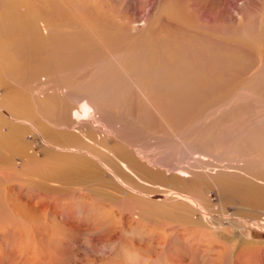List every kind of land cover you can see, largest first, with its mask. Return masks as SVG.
<instances>
[{"label": "rangeland", "instance_id": "rangeland-1", "mask_svg": "<svg viewBox=\"0 0 264 264\" xmlns=\"http://www.w3.org/2000/svg\"><path fill=\"white\" fill-rule=\"evenodd\" d=\"M0 49V264H264V0H0Z\"/></svg>", "mask_w": 264, "mask_h": 264}, {"label": "bare ground", "instance_id": "bare-ground-1", "mask_svg": "<svg viewBox=\"0 0 264 264\" xmlns=\"http://www.w3.org/2000/svg\"><path fill=\"white\" fill-rule=\"evenodd\" d=\"M39 23V22H38ZM49 30V29H48ZM48 30H47V27H45L44 29H43V33L44 34H47L48 33ZM1 50V49H0ZM4 54V52H3V50H1L0 51V57L3 59V55ZM11 59V58H10ZM1 60V59H0ZM4 60V59H3ZM12 60V59H11ZM1 62V61H0ZM4 62V61H3ZM11 63H14V62H11ZM15 64V63H14ZM8 95V94H7ZM7 97V96H6ZM14 98V97H13ZM7 99V98H6ZM9 99V98H8ZM14 100V102H13V104L11 103V104H9V105H7L6 104V106H7V108L10 110V111H15V112H17V113H21V114H23V111H22V108L21 107H19L20 105L21 106H23L24 104H23V102H18L17 101V98H16V100L15 99H13ZM83 100V99H82ZM88 100V99H87ZM20 101V100H19ZM6 102V101H5ZM91 103V102H90ZM90 106H91V104H90ZM89 106V104H87V103H85L84 101L83 102H80V106L79 107H77V109H75L74 110V112H73V118L76 120V121H82L83 119H85V118H88V116L90 117V115H89V113L91 112V110H93L91 107ZM24 107V106H23ZM41 108V107H40ZM94 111V110H93ZM91 114V113H90ZM28 117V116H27ZM16 118V117H15ZM17 119H19V118H17ZM29 119V118H28ZM33 121V120H32ZM6 122H8L7 120H6V118L5 117H2V116H0V146H2V142H3V133L1 132V126H2V124H7ZM34 122V121H33ZM9 123H10V121H9ZM8 123V124H9ZM13 126H10L9 128H10V130L8 131V133L9 134H12V136H14L17 140H19V141H21L23 144H24V147L26 146V148L28 147V144H27V142L23 139V137L25 136V134L28 132V133H30L31 134V137L32 138H36L37 136H36V133H35V131H30V130H28V129H24V128H18V127H16V126H14V124L13 123H11ZM36 125H37V128H38V130H37V132L40 134H42V135H44L43 137L44 138H46L47 139V137L48 138H50V135H49V133H48V130H46V127L44 126V125H42L40 122H36L35 123ZM96 125H99L97 122H96ZM35 128V127H34ZM26 130H28V131H26ZM51 132V131H50ZM52 134V133H51ZM13 138V137H12ZM69 139H70V141H72L71 143V145H74L73 144V142H78V141H76V139H74V138H72V137H69ZM68 139V140H69ZM34 141V140H33ZM75 145H77V144H75ZM99 145V144H98ZM66 147V146H65ZM25 148V149H26ZM27 150V149H26ZM112 153V152H111ZM118 153V152H117ZM26 154V153H25ZM24 154V155H25ZM114 154V153H113ZM119 154V153H118ZM118 154H114V155H118ZM28 155V154H27ZM31 156V155H30ZM30 156H29V159H30ZM124 157V156H123ZM195 157H199V155L197 156H195ZM32 158V157H31ZM35 158V157H34ZM28 162H29V160H28ZM122 164H121V167L127 172V173H130L131 175H133V176H136L137 178H139V179H141V177L137 174V173H135V170H133L131 167H130V165L129 164H127V162H125L124 161V159L123 160H121L120 161ZM68 165V166H67ZM67 165L65 166V167H63V170L62 169H60V171L62 170V173H61V175H60V178L63 180V181H67V180H71V179H73L72 178V173H74V174H76V177H78L79 176V178L81 179H83V178H96L97 177V174H100V172L98 171V169L96 168V166H94V162H91V161H89V160H87V161H84V163H82L81 162V165L79 166V168H76L75 166H72L71 164V166L67 163ZM59 169H57V170H59ZM72 171V172H71ZM59 172V171H58ZM176 172V171H175ZM60 173V172H59ZM102 173V172H101ZM176 174H178V175H180V176H182V177H188L189 175H190V173L188 172V171H185V170H183V169H180V168H178V170H177V172H176ZM121 176L124 178V175L123 174H121ZM58 177V176H57ZM81 179V180H82ZM85 180V179H84ZM144 182V181H143ZM188 210V209H187ZM176 211V210H175ZM189 211V210H188ZM189 215H191V213H190V211L189 212H187ZM193 215V214H192ZM191 215V216H192ZM177 216H180L181 218L183 217V215L182 214H178ZM186 223V222H185ZM189 223H192V220H190V221H187V223L186 224H189ZM202 222L201 221H198V225L200 226V228L203 230V234H205V233H207V234H209V232H210V230L208 229V228H204V224H201ZM194 226L195 225H192V227L194 228ZM186 228H189V227H186ZM185 228V229H186ZM192 228V229H193ZM196 228V227H195ZM195 228H194V230H195ZM183 229V228H182ZM185 229H184V232H183V234H185L186 233V231H185ZM181 230V229H180ZM209 230V231H208ZM196 231V230H195ZM193 232V235L194 234H196V232H194V231H192ZM211 232H213V231H211ZM244 232V231H243ZM181 233H182V231H181ZM214 233V232H213ZM241 233V232H240ZM239 233V235H235L234 237H235V239L237 238V237H239V239H240V237H242L243 236V240H244V243L246 242V241H249L250 239H249V237H248V235H245L244 233H241L240 234ZM235 239H233V240H235ZM232 240V239H231ZM237 240V239H236ZM238 241V240H237ZM253 241V240H252ZM241 242V241H240ZM253 244V243H252ZM263 252V251H262ZM239 258H240V256H239ZM241 261V260H240ZM243 261V260H242ZM242 261L240 262V264L242 263ZM239 264V263H238Z\"/></svg>", "mask_w": 264, "mask_h": 264}]
</instances>
